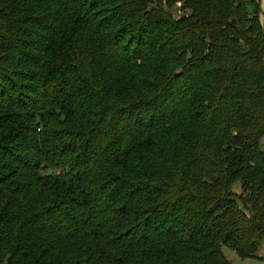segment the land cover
<instances>
[{
    "label": "trees",
    "instance_id": "obj_1",
    "mask_svg": "<svg viewBox=\"0 0 264 264\" xmlns=\"http://www.w3.org/2000/svg\"><path fill=\"white\" fill-rule=\"evenodd\" d=\"M263 140L256 0H0V264L264 259Z\"/></svg>",
    "mask_w": 264,
    "mask_h": 264
},
{
    "label": "rangeland",
    "instance_id": "obj_2",
    "mask_svg": "<svg viewBox=\"0 0 264 264\" xmlns=\"http://www.w3.org/2000/svg\"><path fill=\"white\" fill-rule=\"evenodd\" d=\"M256 1H257V5L259 8L260 21H261V24H263V29H264V0H256ZM174 9H177V5L174 6ZM261 144L264 149V140ZM234 189H235V192L239 194V192L241 191L240 184H236ZM222 253L231 264H264V259H260L258 257L247 258V259L239 258L228 247L223 248Z\"/></svg>",
    "mask_w": 264,
    "mask_h": 264
},
{
    "label": "built area",
    "instance_id": "obj_3",
    "mask_svg": "<svg viewBox=\"0 0 264 264\" xmlns=\"http://www.w3.org/2000/svg\"><path fill=\"white\" fill-rule=\"evenodd\" d=\"M176 16L179 17L180 16V12L176 13ZM262 254H264V250H263Z\"/></svg>",
    "mask_w": 264,
    "mask_h": 264
}]
</instances>
